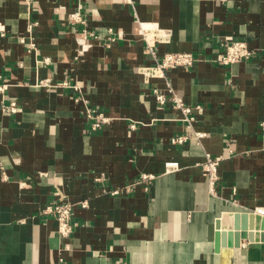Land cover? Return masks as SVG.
<instances>
[{"label":"crops","instance_id":"obj_1","mask_svg":"<svg viewBox=\"0 0 264 264\" xmlns=\"http://www.w3.org/2000/svg\"><path fill=\"white\" fill-rule=\"evenodd\" d=\"M132 2L0 0V83L8 85L0 93V264H264L262 241L215 245L224 213L264 208V0ZM78 3L98 37L82 54L69 23ZM140 22L172 30L159 57L192 53L198 62L144 83L138 68L153 58ZM109 28L119 33L110 47ZM229 39L247 42L252 58L214 63ZM45 79L52 87L36 86ZM167 84L201 107L200 144L172 143L187 131L173 103L152 94ZM11 100L16 113L2 110ZM88 106L110 118L99 131L90 130ZM206 153L223 158L218 196L202 173ZM167 162L179 170L167 172ZM61 201L74 206L69 239L43 214Z\"/></svg>","mask_w":264,"mask_h":264},{"label":"built area","instance_id":"obj_2","mask_svg":"<svg viewBox=\"0 0 264 264\" xmlns=\"http://www.w3.org/2000/svg\"><path fill=\"white\" fill-rule=\"evenodd\" d=\"M28 1V0H25ZM125 3L132 5V0H124ZM69 23L76 31V39L79 46V53L87 51L92 47L89 38H98L94 30L88 28V19L84 14V9L82 3H78L75 10L69 14ZM34 25L31 24L28 30V37H20L19 41L21 43H29L30 48L35 49L36 43L31 38V32ZM0 32L4 36L5 29L0 27ZM119 33L114 28L108 29V36L106 45L110 47L112 43L116 41V37ZM139 36L143 40L148 49L149 53L153 58V64L139 67L138 73L142 75L143 81L149 84L152 79L155 78H165L166 72L175 68H193L198 62V59L192 53H164L159 57L157 52V47L159 44H169L173 38V32L171 29L161 28L157 24L150 23H139ZM254 51L249 47L248 43L240 39H229L224 44V52L219 54L213 62L222 66H232L241 62H245L252 58ZM3 79V75L0 74V82ZM6 84L0 83V93H4L7 89ZM37 87H52V83L49 79L40 80ZM57 87H65L70 90L81 92L76 86L69 83H63L57 85ZM152 94L154 95L156 101L165 105L169 101L177 108L181 113V121L184 125L185 134L175 137L172 139L173 144H184L191 138L197 140L200 144L201 140L205 137V133L197 131L195 129V122L197 121V116L195 111L200 112L201 107H192L188 105L183 98L178 96L176 90L167 84L166 92H162L157 88H152ZM2 110L6 113H16L18 111L17 102L11 100L8 103L2 104ZM87 117L90 120L91 126L90 130L96 132L101 130L104 125L109 123L110 118L106 116L103 112L95 110L93 108H87ZM135 126H133L134 128ZM260 128L264 132V120L260 122ZM222 157H214L209 153L205 154V160L201 163L203 176L207 179L209 193L212 196H218V185L220 181L219 167L222 162ZM167 172H173L179 170V164L177 162H167L165 164ZM144 179H151L150 176H143ZM101 181V179H97ZM85 206V203H83ZM73 205L68 202H55L53 205L47 207L43 214L52 215L57 224V235L61 239H69L74 233V223H73ZM257 213L264 216V208L258 209ZM66 250H70V246L66 247ZM60 264H66L65 258L61 257L59 259Z\"/></svg>","mask_w":264,"mask_h":264},{"label":"water","instance_id":"obj_3","mask_svg":"<svg viewBox=\"0 0 264 264\" xmlns=\"http://www.w3.org/2000/svg\"><path fill=\"white\" fill-rule=\"evenodd\" d=\"M232 215L230 225H224L226 215ZM216 250L240 247L242 240L264 242V216L256 212L224 213L216 223Z\"/></svg>","mask_w":264,"mask_h":264},{"label":"bare ground","instance_id":"obj_4","mask_svg":"<svg viewBox=\"0 0 264 264\" xmlns=\"http://www.w3.org/2000/svg\"><path fill=\"white\" fill-rule=\"evenodd\" d=\"M231 220H232V215H228V214H227V215L225 216V218L223 219V224L228 226V224H229V225L231 224V222H232ZM228 221H229V223H228Z\"/></svg>","mask_w":264,"mask_h":264}]
</instances>
